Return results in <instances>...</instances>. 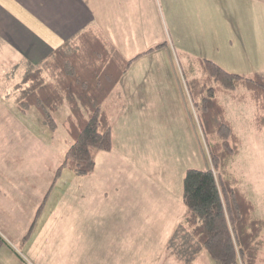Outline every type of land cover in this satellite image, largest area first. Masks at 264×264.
I'll list each match as a JSON object with an SVG mask.
<instances>
[{"label": "rangeland", "instance_id": "rangeland-1", "mask_svg": "<svg viewBox=\"0 0 264 264\" xmlns=\"http://www.w3.org/2000/svg\"><path fill=\"white\" fill-rule=\"evenodd\" d=\"M247 6L250 17H254L248 23L249 32H264V1H252ZM235 14L240 16L241 11ZM162 21L163 25L159 24L172 48V60L163 52L145 65L143 60L139 61L137 68H128L122 77L126 84L128 80H136L149 93L148 107L153 109L130 113L121 120L114 114L121 104L114 107V103H107L115 134L121 130L125 139L130 138L131 132L134 135L130 155L126 153L128 147L123 149L121 145L114 151L98 150L95 170L83 178V192L79 195L75 182L67 183L64 195L54 202L30 247L22 251L20 243L5 245L0 250V258L5 261L0 260V264H183L168 246L187 205L182 198L183 189L177 192L169 186L182 188V174L190 165L197 168L210 165L200 121L201 104L193 93L191 78L204 74L197 61V49H209L214 57L220 55L205 38L212 35L214 28L218 33L223 25L211 23L206 33L194 23L196 28L176 33L169 19ZM186 39L193 53L183 48ZM190 63L194 69L189 71ZM17 77L16 74L15 80ZM242 88L241 92L247 90ZM220 96L228 118L243 139L231 165L239 178L237 185L255 202L257 214L264 217V128L255 127L254 105L238 103L228 95ZM10 111L14 113L7 120L9 128H52L35 106L22 111L15 102H10ZM69 113L67 104L52 113L56 127L64 133ZM195 135L200 142L197 143ZM12 140L13 135L8 136V142ZM170 191L172 196L168 198ZM0 231L9 233L1 225ZM262 238L258 264H264V231ZM202 254L201 257L209 255L207 251ZM201 257L200 262L204 260Z\"/></svg>", "mask_w": 264, "mask_h": 264}, {"label": "crops", "instance_id": "crops-1", "mask_svg": "<svg viewBox=\"0 0 264 264\" xmlns=\"http://www.w3.org/2000/svg\"><path fill=\"white\" fill-rule=\"evenodd\" d=\"M252 1L264 0H0V225L9 232L6 235L0 231V250L12 242L20 243L22 251L27 250L54 202L64 195L67 183L75 182L80 195L83 178L92 174L79 175L67 167L58 174L72 142L65 124V133L58 127L9 128L7 120L14 113L10 111V102L15 101L8 92L19 81L26 65L38 63L64 41L89 28L100 30L127 58L146 52L130 67L137 68L141 60L145 65L163 52L172 60V48L159 24L163 25L165 18L176 33L196 25L207 33L209 24L223 25L222 31L217 33L214 28L212 35L205 38L220 55L214 57L209 49L200 48L196 50L198 58L212 59L233 72L264 73V32L248 30V23L254 17H250L247 3ZM238 10L240 16L235 14ZM183 48L193 53L187 39ZM188 65L190 70L192 64ZM122 77L108 97L114 107L121 104L114 109L116 119L123 120L130 113L141 114L143 109L152 110V106L148 107L149 93L136 80H128L126 84ZM3 119H6L4 123ZM112 126L111 150H118L121 145L123 149L128 147L126 153L130 155L131 145L135 144L133 133L125 139L121 130L115 134L113 122ZM10 135H13L12 143L8 142ZM195 136L197 143L200 142L199 136ZM121 155L128 158L125 153ZM169 187L179 192L183 189V179L182 188ZM171 196L170 191L166 197ZM198 259L193 264H218L211 255L202 256V262Z\"/></svg>", "mask_w": 264, "mask_h": 264}, {"label": "trees", "instance_id": "trees-1", "mask_svg": "<svg viewBox=\"0 0 264 264\" xmlns=\"http://www.w3.org/2000/svg\"><path fill=\"white\" fill-rule=\"evenodd\" d=\"M143 53L127 58L100 30L89 28L64 41L38 63L26 65L8 92L17 107L22 111L37 107L51 127L57 125L52 115L55 110L64 104L70 110L64 124L72 142L58 174L67 167L79 175H89L96 167V152L113 148L108 97ZM197 61L204 74L193 76L191 85L201 104L200 121L210 165L186 170L182 198L187 212L168 248L183 264H193L203 251L221 264H258L264 217L237 185L239 178L231 165L243 139L228 118L220 95L254 105L255 127L263 129L264 73L246 75L226 70L212 59ZM242 87L247 90L241 92Z\"/></svg>", "mask_w": 264, "mask_h": 264}]
</instances>
